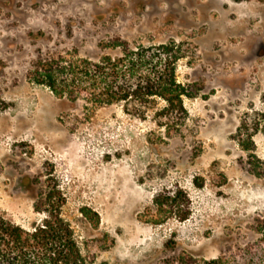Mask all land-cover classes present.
<instances>
[{
  "label": "rangeland",
  "instance_id": "obj_1",
  "mask_svg": "<svg viewBox=\"0 0 264 264\" xmlns=\"http://www.w3.org/2000/svg\"><path fill=\"white\" fill-rule=\"evenodd\" d=\"M113 39L179 45L177 78L194 94L179 127L168 132L122 104L59 99L30 77L49 59L116 56L102 46ZM260 110L264 0H0V211L30 227L42 218L34 200L57 185L91 264L212 260L262 243L264 179L237 139ZM254 143L264 160V136ZM177 194L182 205L159 212L155 198ZM83 207L99 214V229Z\"/></svg>",
  "mask_w": 264,
  "mask_h": 264
},
{
  "label": "trees",
  "instance_id": "obj_2",
  "mask_svg": "<svg viewBox=\"0 0 264 264\" xmlns=\"http://www.w3.org/2000/svg\"><path fill=\"white\" fill-rule=\"evenodd\" d=\"M102 46L119 50V54H105L96 61L65 57L41 61L30 77L59 99L72 103L82 100L94 108L122 104L125 113L139 119L154 115L158 126L168 132L179 127L187 117L184 98L194 95L177 78V66L184 57L179 45L171 41L158 46L132 47L128 42L113 39ZM259 134L264 136V110L246 114L237 135L241 148L251 152L248 160L251 173L264 179V160L253 152L254 137ZM167 198V204L155 198L161 213H168L164 207L171 203H183L180 194ZM66 204V197L55 185L34 200V210L42 218L30 227L15 223L0 211V264L93 263L95 258L85 253L74 225L63 213ZM79 212L93 229H99L101 219L97 212L89 207ZM179 217L181 221L188 218L187 215ZM154 223L162 222L158 219ZM261 231L264 237V225ZM167 248L177 249L171 242ZM172 264H264V239L258 246L247 247L234 256L198 260L183 253Z\"/></svg>",
  "mask_w": 264,
  "mask_h": 264
}]
</instances>
